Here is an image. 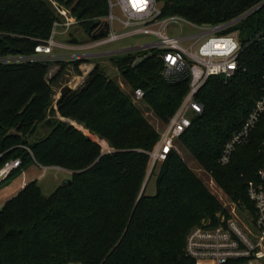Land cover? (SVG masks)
I'll return each instance as SVG.
<instances>
[{"label":"trees","instance_id":"16d2710c","mask_svg":"<svg viewBox=\"0 0 264 264\" xmlns=\"http://www.w3.org/2000/svg\"><path fill=\"white\" fill-rule=\"evenodd\" d=\"M53 1L69 6L87 35L98 37L92 36L93 24L107 14L106 0ZM156 1L161 17L176 15L198 25L224 22L259 5L226 29L239 30L247 44L235 74L227 80L217 75L206 79L196 94L202 111L177 137L238 208H250L246 184L260 163V127L228 163L217 160L259 94L264 38L255 35L264 31V0ZM57 19L48 0H0V56L31 54L38 41L50 36ZM109 60L166 123L186 94L188 79L165 80L156 49L110 55ZM71 61L76 68L91 62ZM55 62L60 68L49 78L50 62L0 63V167L10 159L21 162L1 186L31 164L71 171L70 181L48 196L33 179L2 204L0 264H195L185 252L186 234L224 211L218 198L175 149L160 163L155 193L141 192L158 131L132 94L98 63L91 62L76 83L63 86L52 103V83L63 67L62 61ZM68 120L104 139L111 150L102 152L98 142ZM40 122L48 133L29 141ZM12 129L18 134H7Z\"/></svg>","mask_w":264,"mask_h":264},{"label":"built area","instance_id":"2783aa9c","mask_svg":"<svg viewBox=\"0 0 264 264\" xmlns=\"http://www.w3.org/2000/svg\"><path fill=\"white\" fill-rule=\"evenodd\" d=\"M106 2L107 14L101 18L100 22H97V25L103 21L107 22L104 33L96 38L89 37L81 44H71L76 48L71 58H89L97 57L102 53L115 55L156 49L157 56L162 62L160 73L165 80L174 82L188 79L186 94L165 123L164 128L159 131L155 146L148 152L150 166H153L171 149H175L174 141L189 126L192 116L202 111L203 106L196 99V94L206 79L217 75L227 80L235 74L238 69V57L247 44L241 41L239 30L226 31V29L259 5H255L233 19L215 24L198 25L182 18L197 31L175 36L168 33L169 23L181 17L176 15L161 17V10L156 0H106ZM115 7L120 9L122 16L113 13ZM114 21L118 22L120 29L115 28ZM72 22L74 20L62 24L59 20H55L50 36L38 41L31 54L2 55L0 63L53 62L61 59L62 53L54 52V48H62L66 44L56 41L55 35L59 27L69 26ZM96 28L97 26L94 27L93 32ZM139 33L155 36L156 40L115 49H99ZM262 38H264V31L255 35L256 40ZM142 96V90L137 88L133 90L131 98L135 103ZM258 127L262 132L258 146L260 163L255 177L249 179L246 184V194L251 207L238 208L236 203L230 200L222 205L224 211H217L214 217L203 219L200 224L193 226L187 232L185 252L194 259L195 264H264V66L261 72L259 94L240 127L223 144L218 163L222 165L228 163L235 149L246 143ZM20 165L19 158L7 160L2 164L0 186L2 181Z\"/></svg>","mask_w":264,"mask_h":264},{"label":"rangeland","instance_id":"374dc122","mask_svg":"<svg viewBox=\"0 0 264 264\" xmlns=\"http://www.w3.org/2000/svg\"><path fill=\"white\" fill-rule=\"evenodd\" d=\"M48 1L51 4L52 8L54 9L55 13L58 15L57 20H59L62 24H65L69 20L71 21L74 20V22H72L69 26L62 25L61 27H59L57 29L58 30L57 34L55 35L56 41L62 43L63 45L66 44L68 46L64 45V47L62 48H54V52L62 53L60 54L61 59L59 60L62 61L63 67L61 69L60 74L52 83V87H51L52 103H54L58 99L61 88L65 85L76 83L79 80V77L82 75L83 71H87L88 69L87 65L90 64L91 62L100 64L105 69L108 76L112 78L124 92L131 95L133 93V88L117 72L115 66L109 60L110 55H107L108 53H102V55H99L97 57H89L88 59H90L91 62L81 63L79 64L78 68H76L75 63L71 61L74 58V57L71 58L73 56V53L76 52L75 50L76 48L73 47L72 45L81 44L87 41L89 36L87 35L86 30L82 27V23L77 22L76 19L72 16L69 6L64 7L57 4L53 0H48ZM113 13L117 16H122V13L118 7L114 8ZM114 26L116 29H120V25L118 24L117 21H114ZM153 28H156V26H153ZM180 28L182 29L181 32H180ZM196 31L197 30L195 28H193L191 25L185 22L182 18L175 21H171L168 27V33L170 35H175V36L179 34L185 35L189 33H194ZM244 38H246V36ZM72 39H76L77 43L72 42ZM154 40H156L155 36L146 33H139L119 39L117 41L104 45L99 49L100 50L115 49L118 47H123L128 45L148 43ZM72 47L73 49H71ZM59 60H55V61H59ZM55 61L49 63L50 65H49L47 78L54 75L60 68V64H57ZM78 69L80 70V72ZM135 103L142 111L146 119L155 127L156 131H158L159 133V131L164 128L165 123L161 122L158 118H156V116L148 108L146 103L143 102L141 99ZM47 115H50V113H47ZM74 125L78 127L82 132L90 136L93 140L98 142L102 152H107L111 150V147L104 139L86 130L84 127H82L80 123L75 122ZM46 133H48V127L42 124V122H40L37 125L36 132L32 137L29 138V141H32L35 138H39L45 135ZM174 146H175V150L181 156V158L184 160L187 166L202 179V181L205 183L208 189L218 198L219 202L222 205L225 204L226 202H229L230 199L226 195L224 190L218 186L214 178L204 168L200 166V164L189 154V152L182 146V144L177 139L174 141ZM164 158L156 161V163L153 166H150V162H149V167L143 183V190L146 194L155 193L156 174L158 172L160 163ZM70 175L71 174H69V177ZM55 176H57L58 179H55ZM62 177L63 176L61 175L59 170L54 167L44 168V166L31 164L29 165V167L24 169L22 173H19L9 186L6 185L0 186V207L8 198H10L9 197L10 194H16L14 192H16L21 186H24L29 181L28 180L29 178H33V179L38 178V180L37 179L36 180L41 187L42 193L45 196H48L56 188V186L61 184L62 180L65 178ZM3 200L5 201L3 202Z\"/></svg>","mask_w":264,"mask_h":264},{"label":"water","instance_id":"95a60500","mask_svg":"<svg viewBox=\"0 0 264 264\" xmlns=\"http://www.w3.org/2000/svg\"><path fill=\"white\" fill-rule=\"evenodd\" d=\"M263 2H264V1H262V2L260 3V5H261ZM106 24H107L106 21H103V22L100 23L99 25H97V22H95V23L93 24V27L97 26V28H96V30L92 33V36H93V37H96V36H100V35H102V34L104 33V31H105ZM146 57H147V56H143V57L137 59V60L135 61L134 65H138V64L141 63L143 60H145ZM7 134H18V133L16 132V129H12V130L8 131ZM69 181H70V178H65V179L62 180L61 185L65 184V183H67V182H69ZM142 190H143V186H142L141 192H142Z\"/></svg>","mask_w":264,"mask_h":264},{"label":"crops","instance_id":"0c3cea01","mask_svg":"<svg viewBox=\"0 0 264 264\" xmlns=\"http://www.w3.org/2000/svg\"><path fill=\"white\" fill-rule=\"evenodd\" d=\"M86 65V64H85ZM90 66H91V64H88L87 65V68L89 69L90 68ZM87 69V70H88ZM86 70V69H85ZM84 72V71H83ZM69 122H71L72 124H75V121H72V120H68ZM83 127V126H82ZM38 165V164H37ZM39 166H41V165H39ZM29 167V166H28ZM44 167H54V168H56V169H58L59 170V172L61 173V175L63 176L62 178H69V174H71V171H69V170H66V169H63V168H61V167H58V166H44ZM22 173V172H21ZM16 178V177H15ZM15 178H13L6 186H9L13 181H14V179ZM64 178V179H65ZM35 179H37L38 180V178H35ZM55 179H58V177L57 176H55ZM29 181L30 180H33V178H29L28 179ZM23 186H21L16 192H14V193H17L21 188H22ZM57 187V186H56ZM13 195H15V194H10V196L9 197H12ZM7 199V198H6ZM5 200H3V202H4Z\"/></svg>","mask_w":264,"mask_h":264}]
</instances>
